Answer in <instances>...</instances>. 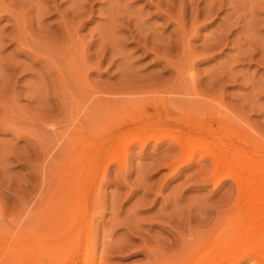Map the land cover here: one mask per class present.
I'll return each instance as SVG.
<instances>
[{
	"label": "rangeland",
	"instance_id": "374dc122",
	"mask_svg": "<svg viewBox=\"0 0 264 264\" xmlns=\"http://www.w3.org/2000/svg\"><path fill=\"white\" fill-rule=\"evenodd\" d=\"M167 1L0 0V252L58 254L87 206L78 242L90 227L97 264L216 237L227 262L258 263L261 221L244 213L264 192L216 175L208 152L230 132L264 147V0ZM190 136L185 163L173 138Z\"/></svg>",
	"mask_w": 264,
	"mask_h": 264
},
{
	"label": "bare ground",
	"instance_id": "6f19581e",
	"mask_svg": "<svg viewBox=\"0 0 264 264\" xmlns=\"http://www.w3.org/2000/svg\"><path fill=\"white\" fill-rule=\"evenodd\" d=\"M162 1V0H161ZM169 1V0H168ZM166 2V5L171 4L169 1ZM177 1V0H176ZM159 3V2H158ZM174 3V2H173ZM172 3V4H173ZM212 3V2H211ZM163 4V3H161ZM159 6V4H157ZM160 7V6H159ZM184 9V8H183ZM160 10V8H159ZM140 31V30H139ZM148 37V36H146ZM149 38V37H148ZM146 40V39H145ZM195 85V83L193 84ZM194 92V91H193ZM195 95H199L198 93ZM158 114H149L147 115V121H152L156 118ZM146 117V116H144ZM146 120V119H145ZM194 117L185 120V123H189L190 128H195L199 135L208 134L215 130L212 124H202V122L198 121L196 124L192 123L194 121ZM165 123H169L170 120L165 118L162 120ZM183 121V120H181ZM229 123V122H228ZM217 125L219 128L227 126L226 122L223 119H218ZM232 125V124H231ZM229 125V126H231ZM228 126V127H229ZM194 136V135H193ZM190 136L187 140H183L182 138H173V143L178 146L182 153L185 148L189 147L192 138H196ZM85 137V136H84ZM192 137V138H191ZM88 138V137H87ZM160 138V137H159ZM215 138H219V142L215 141L214 150L209 151L208 154L215 162V173L222 172V179L223 178H230L234 181L235 187L237 189L246 188V189H259L261 192H264V147L259 146L257 144V139L255 140L252 137H248L245 139H238L235 133H228L227 140L221 139V136L218 135ZM85 139V138H84ZM83 139V140H84ZM113 139V135L111 133L100 132L98 137V142H100V149L101 152L108 151L110 148L111 141ZM199 140V138L197 139ZM203 141V140H201ZM188 154V150L186 151ZM184 152V153H186ZM192 153V151L190 152ZM186 154L188 157L185 160V163H188L192 159L191 154ZM193 154V153H192ZM92 158H89L91 161H98L101 158V153L96 152L95 155L91 154ZM258 158V159H257ZM225 170V171H224ZM214 173V174H215ZM91 186V185H90ZM83 194V193H82ZM253 205L244 213V216L249 218L252 222H260L258 226V233H264V193H260L255 197L253 201ZM89 207L84 206V210L77 216H73L72 219V226L76 230L71 229V227L66 231L65 234V241L61 244V250L58 253L55 251L52 254L50 251H42L37 250L32 247L31 251V244L27 241L25 242H18L16 239H12L14 241L7 247L1 248L3 251L6 249L4 256V260L2 264H97L95 259V249L91 243V228L88 227L87 229V239L84 244H80L78 242V235H80L79 230L81 229V221L85 220L86 217H89ZM189 216V215H188ZM188 218V217H186ZM78 226V227H77ZM77 227V228H76ZM71 229V230H70ZM73 231V232H71ZM77 232V233H76ZM23 235V234H22ZM214 237V236H213ZM26 238V237H24ZM220 238V237H219ZM219 238H215L211 243L208 240V244L204 247L196 250H192L188 247L186 250H180L181 252L177 255H171L174 260H169L166 258L161 260L152 259L150 264H237L235 260H231L230 262L226 261L223 255V245ZM10 241V240H9ZM23 241V240H22ZM264 243V241H262ZM5 246V245H4ZM36 247V246H35ZM10 249V250H9ZM1 250V252H2ZM35 250V252H33ZM8 251V252H7ZM149 254H153V250L149 249ZM0 252V255L2 254ZM175 253V252H174ZM167 254V255H168ZM153 258V257H152ZM161 259V258H160ZM157 260L161 261L158 262ZM257 264H264V244H262L260 248V253L257 255ZM47 261V262H46ZM104 259L99 261V264H105Z\"/></svg>",
	"mask_w": 264,
	"mask_h": 264
}]
</instances>
